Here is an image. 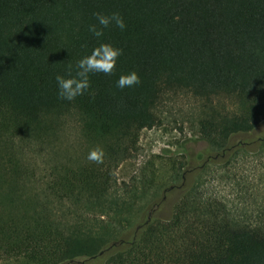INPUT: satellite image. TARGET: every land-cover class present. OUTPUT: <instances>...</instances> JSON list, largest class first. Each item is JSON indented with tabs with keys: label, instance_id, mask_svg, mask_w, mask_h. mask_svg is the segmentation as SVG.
Returning <instances> with one entry per match:
<instances>
[{
	"label": "trees",
	"instance_id": "obj_1",
	"mask_svg": "<svg viewBox=\"0 0 264 264\" xmlns=\"http://www.w3.org/2000/svg\"><path fill=\"white\" fill-rule=\"evenodd\" d=\"M114 11L126 30L92 37L93 14ZM101 42L122 49L114 73L91 75L83 96L59 100L55 76ZM130 71L141 83L116 88ZM171 94L192 99L206 161H174L162 182L149 162L119 194V162L143 129L161 124ZM73 116L86 159L53 169L44 197L25 187L24 171L0 164V261L264 264V136L232 141L264 121V0H0V136L50 140ZM93 149L102 164L88 161ZM174 190L171 215H157ZM48 198L82 214L57 220Z\"/></svg>",
	"mask_w": 264,
	"mask_h": 264
},
{
	"label": "rangeland",
	"instance_id": "obj_2",
	"mask_svg": "<svg viewBox=\"0 0 264 264\" xmlns=\"http://www.w3.org/2000/svg\"><path fill=\"white\" fill-rule=\"evenodd\" d=\"M192 99L184 95H167L160 107L161 124L151 129H143L139 135L137 151L119 162L116 169L118 193L124 185L132 183L139 171L147 163H154L157 169V181H167L173 173V163L184 161L187 155L194 158L189 165H198L206 159V143L198 136L192 114ZM250 134V136H249ZM244 137H263L264 121ZM57 136V137H56ZM50 140L38 138L32 134L15 137L0 136V164L7 169L16 165L26 175L25 187L44 197V189L50 179L51 171L66 165L82 163L86 158L83 151L88 145L80 133L77 117H69L59 133ZM206 161V160H205ZM204 161V162H205ZM210 173H216L218 166L210 165ZM208 177L211 176L209 173ZM217 183V182H215ZM232 192L230 187L222 194ZM231 194V193H230ZM180 197L177 190L171 191L157 210V215L169 217ZM44 202L55 219L70 220L82 214L72 203H60L48 198ZM0 264H31L22 258L0 261Z\"/></svg>",
	"mask_w": 264,
	"mask_h": 264
},
{
	"label": "clouds",
	"instance_id": "obj_3",
	"mask_svg": "<svg viewBox=\"0 0 264 264\" xmlns=\"http://www.w3.org/2000/svg\"><path fill=\"white\" fill-rule=\"evenodd\" d=\"M93 16L95 22L87 26V31L97 40L104 35V30L110 27L121 32L126 30L127 25L119 12L114 11L110 14L96 12ZM122 54V49L111 43H98L88 55L83 56L74 65L69 63L66 67V75L57 74L55 76L57 98L61 101L73 102L83 96L90 88V76L94 74L112 75ZM140 83L138 72L130 71L120 74L115 81V86L124 90ZM103 157L104 153L101 149H93L88 153L87 159L92 163L102 164Z\"/></svg>",
	"mask_w": 264,
	"mask_h": 264
},
{
	"label": "water",
	"instance_id": "obj_4",
	"mask_svg": "<svg viewBox=\"0 0 264 264\" xmlns=\"http://www.w3.org/2000/svg\"><path fill=\"white\" fill-rule=\"evenodd\" d=\"M107 249H108V248H106V249H102L98 254H99V255H102Z\"/></svg>",
	"mask_w": 264,
	"mask_h": 264
}]
</instances>
